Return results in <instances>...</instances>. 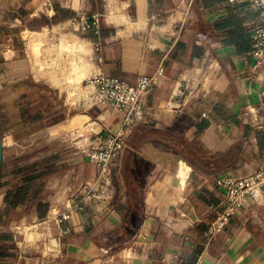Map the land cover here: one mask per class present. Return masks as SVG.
<instances>
[{"label": "crops", "instance_id": "1", "mask_svg": "<svg viewBox=\"0 0 264 264\" xmlns=\"http://www.w3.org/2000/svg\"><path fill=\"white\" fill-rule=\"evenodd\" d=\"M45 4L0 0V264H264V185L205 236L225 198L218 179L264 169V65L251 53L250 1L80 0L101 13L98 34ZM45 40L46 51L63 43L71 53L37 61ZM99 72L130 84L152 76L148 112L129 130L107 196L60 221L100 167L82 151L86 134L59 128L115 132L127 112L95 100L88 79ZM43 160L42 192L15 202L26 167Z\"/></svg>", "mask_w": 264, "mask_h": 264}, {"label": "built area", "instance_id": "2", "mask_svg": "<svg viewBox=\"0 0 264 264\" xmlns=\"http://www.w3.org/2000/svg\"><path fill=\"white\" fill-rule=\"evenodd\" d=\"M249 1L257 11V22L251 31V53L256 65H264V0ZM73 21L81 31L91 30L100 33L101 13L99 12L82 11ZM162 71L163 65L159 69V72ZM152 81L153 77L146 73H140L135 84L103 72L88 79V83L95 87V100L98 103H109L118 108L127 107V112L121 119L117 131L93 132L82 147L83 153L100 167V171L97 176L70 193L66 203L67 209L58 214L60 221L69 218L74 211L84 210L90 197L107 196V188L112 183L113 163L128 146L129 130L147 115L145 95ZM218 184L225 188V198L216 208L205 231V236L209 239L225 227L248 197L255 200L260 198V190L264 185V169L247 176L224 175L218 179Z\"/></svg>", "mask_w": 264, "mask_h": 264}, {"label": "rangeland", "instance_id": "3", "mask_svg": "<svg viewBox=\"0 0 264 264\" xmlns=\"http://www.w3.org/2000/svg\"><path fill=\"white\" fill-rule=\"evenodd\" d=\"M51 1V5L55 8L57 15L56 18H58L59 20L61 19H65V18H72V17H76L77 14L79 12L82 11L81 8V4H80V0H46V4L44 7L48 6L50 4ZM45 11L46 8H44ZM48 20V18L46 16H41L37 22L35 26H39V24H43ZM45 48H49V44L48 42H46V40L44 42L41 43V46L39 47V49L37 51H33L34 56L37 58V61H48V60H56L57 58H64L65 56V52L67 51V53H71V47L64 45L63 43L60 44V46H57L56 44L53 45L54 49H50L53 50L54 52H57L56 55L51 54L50 50H45ZM72 61H77V56L73 57ZM182 95H184V92L181 91L178 95V97H182ZM60 131H64V132H68L71 134V137H76L77 134H86L87 137L89 138V136L91 135V132L89 131V129L87 127H85V125L83 124H78V125H68V126H62L59 128L58 130ZM57 130H54L53 133H56Z\"/></svg>", "mask_w": 264, "mask_h": 264}, {"label": "trees", "instance_id": "4", "mask_svg": "<svg viewBox=\"0 0 264 264\" xmlns=\"http://www.w3.org/2000/svg\"><path fill=\"white\" fill-rule=\"evenodd\" d=\"M233 37H236V33H233ZM248 44H246V48H248L247 46ZM46 160H43L41 162H37L34 163L28 167H26L27 169H29L28 174L24 175L21 179V186L18 188L17 193L15 195V202L18 200L21 201H28L30 200L33 196H37L39 195L42 190H43V186L42 184H40V186L38 187V178L43 176L47 170L48 167L44 166ZM42 164L43 167L37 168L38 165Z\"/></svg>", "mask_w": 264, "mask_h": 264}, {"label": "water", "instance_id": "5", "mask_svg": "<svg viewBox=\"0 0 264 264\" xmlns=\"http://www.w3.org/2000/svg\"><path fill=\"white\" fill-rule=\"evenodd\" d=\"M3 159V147H2V132H1V122H0V173Z\"/></svg>", "mask_w": 264, "mask_h": 264}]
</instances>
